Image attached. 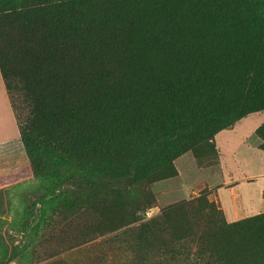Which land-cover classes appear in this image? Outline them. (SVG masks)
Returning a JSON list of instances; mask_svg holds the SVG:
<instances>
[{
  "label": "rangeland",
  "instance_id": "obj_1",
  "mask_svg": "<svg viewBox=\"0 0 264 264\" xmlns=\"http://www.w3.org/2000/svg\"><path fill=\"white\" fill-rule=\"evenodd\" d=\"M26 3L52 5L10 35L33 36L39 64L52 68L56 132L71 120L67 113L79 115L66 88L77 98L85 78L95 85L93 101L106 83L141 79L122 71L150 66L244 67L245 77L233 75L245 89L232 95L257 110L177 157L171 174L115 175L122 163L94 150L82 168L50 139L0 145V264H195L194 235L202 256L218 247L228 249V264H264V220L247 227L264 216V0H0V7ZM6 52L23 55L18 46ZM17 106L19 115L25 108ZM183 202L206 212L212 204L227 224L246 226L226 236L218 217L169 211ZM133 218L141 233L139 224L123 229Z\"/></svg>",
  "mask_w": 264,
  "mask_h": 264
},
{
  "label": "trees",
  "instance_id": "obj_2",
  "mask_svg": "<svg viewBox=\"0 0 264 264\" xmlns=\"http://www.w3.org/2000/svg\"><path fill=\"white\" fill-rule=\"evenodd\" d=\"M51 8L48 3L0 7V70L23 142L29 137L40 141L38 144L54 140V145L64 146L68 150L66 155L76 158L82 168L90 161L94 150L101 152L106 159H117L122 163L114 171L115 175L141 172L150 176L161 168L171 174L174 171L172 162L177 157L257 110L247 107L243 98L232 95L245 89L244 85L237 84V76L233 75L236 68L217 71L212 65L203 69L179 66L169 72L163 66H150L134 72L122 71L128 78L141 79L137 83L126 78L119 79L116 84L106 83L93 101L89 99V90L95 85L85 78L79 81L77 98L66 88L71 107L77 108L79 115L73 120V114L67 113V119L71 120L56 132L59 106L56 81L49 78L52 68L39 64L43 52L33 36L24 32L28 37L22 41V37L16 40L10 35L18 27L24 28L31 15L49 12ZM14 46L23 51L22 57L6 52L7 48ZM243 68L236 71L245 77L247 69ZM17 100L25 108L19 115L16 114ZM54 135L58 138L53 139ZM138 159L143 164L135 170L131 165ZM189 203H179L169 211L186 213L199 221L219 216L212 204L207 206L206 212L200 208L187 209ZM131 220L123 229L139 224L137 231L141 233V223L135 218ZM263 220L264 216L255 218L247 222V227ZM217 221L226 236H235L234 228L246 226L245 223L227 224L221 217ZM196 236L191 239L196 244L195 264H228V249L223 252L222 248L213 247L210 253L202 256V240ZM171 238L174 242L179 241L175 235ZM92 243L93 240L79 247Z\"/></svg>",
  "mask_w": 264,
  "mask_h": 264
},
{
  "label": "crops",
  "instance_id": "obj_3",
  "mask_svg": "<svg viewBox=\"0 0 264 264\" xmlns=\"http://www.w3.org/2000/svg\"><path fill=\"white\" fill-rule=\"evenodd\" d=\"M21 132L0 70V145L20 139Z\"/></svg>",
  "mask_w": 264,
  "mask_h": 264
}]
</instances>
